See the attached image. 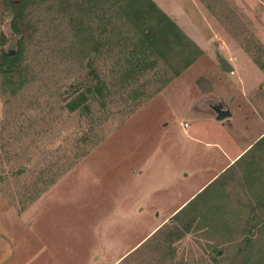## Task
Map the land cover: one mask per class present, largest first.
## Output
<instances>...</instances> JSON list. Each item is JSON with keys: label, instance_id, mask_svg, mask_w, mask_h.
Instances as JSON below:
<instances>
[{"label": "rangeland", "instance_id": "1", "mask_svg": "<svg viewBox=\"0 0 264 264\" xmlns=\"http://www.w3.org/2000/svg\"><path fill=\"white\" fill-rule=\"evenodd\" d=\"M75 1L33 9L23 71L0 87V264H235L248 237L243 264H264V141L178 209L195 221L152 250L169 232L155 234L171 217L161 221L223 166L224 150L264 128V0H154L200 49L179 75L187 56L176 43L154 68H120L133 28L109 30L101 7ZM90 61L111 88L75 107ZM218 103L232 115L218 119Z\"/></svg>", "mask_w": 264, "mask_h": 264}, {"label": "trees", "instance_id": "2", "mask_svg": "<svg viewBox=\"0 0 264 264\" xmlns=\"http://www.w3.org/2000/svg\"><path fill=\"white\" fill-rule=\"evenodd\" d=\"M46 1L3 0L4 11L12 16L11 29L19 38L17 41L18 49L10 52L6 48L9 39L6 33L0 29V87H3L5 82L10 85L11 81L23 71L27 44L33 39L38 28L37 24L32 21V11L35 7L40 6ZM76 1V6H74L76 9H80V6L84 4H89L91 9L101 7L108 17L107 22L111 26L109 30L113 31L115 29L113 26L119 29L122 27L121 25L125 24L133 28L136 36L131 39L127 38L129 42L132 40V47L130 48L128 42H126L124 45H121L119 50V54L123 56L122 60L125 59V61L118 63L120 68H127L133 71H143L148 67L154 68L159 64L160 59H163L165 54H167L166 50H171L176 44H179L181 54H185L187 59L180 67L175 69V75H179L184 68L190 66L198 57L200 52L198 46L187 36L179 24L164 12L154 0ZM106 31H108L107 28ZM105 43L99 41L98 45H105ZM88 64L90 67L88 73L90 83L86 84V86L84 85L85 82H79V87L86 86V90L88 91L83 92L82 97H76L77 104H74L75 107L79 104H82L84 107L89 106L88 93H92L97 101L105 102L111 88V83L103 71L99 72L93 61H90ZM263 141L264 137L258 143L261 144ZM187 208L188 205L175 213L155 233L157 234L166 227L169 229V232L156 243L155 248L152 249L153 251L155 249L159 250L162 245L172 242L176 238H180L191 227L196 215L189 210L186 211ZM251 243L252 239L249 237L244 240V244L235 256V264H243L246 259L245 257L250 252L249 248ZM128 257L123 258L122 262Z\"/></svg>", "mask_w": 264, "mask_h": 264}, {"label": "crops", "instance_id": "3", "mask_svg": "<svg viewBox=\"0 0 264 264\" xmlns=\"http://www.w3.org/2000/svg\"><path fill=\"white\" fill-rule=\"evenodd\" d=\"M264 137V128L257 134L256 137H254L252 140H250L249 142H247L246 144H244L242 147H240L237 151H235L234 153H230L228 152V150H224V154L226 156V160L223 164V166L217 170L211 178H209L203 185H201L191 196H189L182 204H180L175 210H173L170 214H168L162 221L160 224L166 222L170 217H172L175 212L180 209L187 201L190 200V198L195 195L198 191H200L207 183H209L212 179H214L219 173H221L222 171H224L229 165H231L233 162H235L239 157H242V155H245V152L247 150H252L253 148H255L259 143L258 141ZM217 143V142H215ZM214 143V144H215ZM219 143V142H218ZM159 224V225H160Z\"/></svg>", "mask_w": 264, "mask_h": 264}, {"label": "water", "instance_id": "4", "mask_svg": "<svg viewBox=\"0 0 264 264\" xmlns=\"http://www.w3.org/2000/svg\"><path fill=\"white\" fill-rule=\"evenodd\" d=\"M14 50H10V52H13ZM221 67L227 71V72H233L235 70L234 65L225 57L219 58ZM212 107L217 112V118L218 119H224L225 117H228L232 115V110L229 106H225L223 103L213 104Z\"/></svg>", "mask_w": 264, "mask_h": 264}, {"label": "built area", "instance_id": "5", "mask_svg": "<svg viewBox=\"0 0 264 264\" xmlns=\"http://www.w3.org/2000/svg\"><path fill=\"white\" fill-rule=\"evenodd\" d=\"M186 125H188V123H186Z\"/></svg>", "mask_w": 264, "mask_h": 264}]
</instances>
